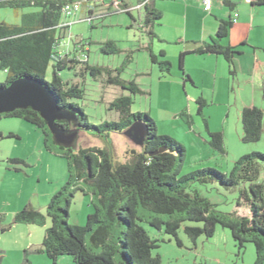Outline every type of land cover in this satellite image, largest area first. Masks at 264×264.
I'll list each match as a JSON object with an SVG mask.
<instances>
[{
	"label": "trees",
	"instance_id": "obj_1",
	"mask_svg": "<svg viewBox=\"0 0 264 264\" xmlns=\"http://www.w3.org/2000/svg\"><path fill=\"white\" fill-rule=\"evenodd\" d=\"M68 1H0V7H10L15 12L31 8L22 12L19 24L0 23V68L7 73L0 86L9 85L22 76H29L45 85L55 97L59 108L68 114V117L58 118L54 122L65 130L66 136L71 130L84 129L95 134L123 133L133 120L138 119L146 123L148 133L143 144H137V148L131 150V159L125 163H114L109 148H80L73 155L70 154L72 149L67 148L62 156L66 158L69 168L73 163L79 167L78 179L83 178L86 182V190L81 186L70 187L68 182L67 186L51 196L44 213L26 204L13 215L12 223L43 226L49 218L50 224L37 250L46 254L52 264H57L61 254L71 255L74 264H161L160 256L152 254V249L157 247L156 241L139 224L138 207L143 206L154 213L149 220L150 225L157 229L163 225L165 233L173 236L179 245L178 230L183 221L197 223L183 227L193 242L201 235L207 238L213 236L216 227L220 225L229 229L238 251L241 252L245 244L251 242L255 248L254 264H264V183L259 181L261 174H264V153L253 151L243 154L234 162L228 175L215 168H202L179 176L185 154L184 146L168 135H157L155 121L149 114L131 111L132 95L148 92L135 79L121 78L119 73L122 67L111 69L91 65L87 59L77 58L79 54L75 52L76 49L68 53L61 50L62 28L59 24L64 17L62 7ZM143 2L142 30L152 39L156 37L154 27L161 20L162 13L156 8L154 0H138V3ZM252 4L264 5V0ZM122 6L127 4L122 1ZM125 13L132 18L130 11ZM232 24L230 19L221 20L215 36L192 51L196 54L221 55L231 74L234 73V56L238 52L231 46L222 45L220 40L227 36ZM146 49L151 61L158 63L161 72L169 71L168 61H158L152 50L148 47ZM83 51L82 48L81 53ZM102 51L113 54L119 52L120 48L113 40H108ZM160 53L164 55L163 51ZM186 53L184 51L179 54L182 73ZM50 63L52 75L50 80H46V70ZM80 63L82 66L76 75L89 73L95 77L105 73L107 84L119 86L130 93L119 95L108 103L107 108L118 113L117 120L93 124L83 108L71 101L82 99L84 89L79 86V82L64 81L59 72L66 68L73 69ZM183 75V81L193 82L188 74ZM197 102L200 104V113L205 100L199 97ZM0 116L21 118L41 129L46 136L45 147L48 148L46 140L51 132L37 111L30 107L19 108ZM204 126L209 135L208 144L218 152L225 153L223 133L210 131L205 119ZM241 126L243 142L258 141L263 132L262 109L256 105L243 107ZM8 136L14 134L9 133ZM7 161L14 165V170L20 169L18 165L27 166L21 158H8ZM213 181L225 187L246 184L245 188L240 189V199L247 203L249 214L241 215L237 210L220 211L196 190L186 189L192 182L207 184ZM76 190L90 193L94 206V211L87 215L84 225H71L67 222L69 206ZM60 195H64L63 204ZM160 214L167 215V219H162ZM1 230L5 231V228ZM89 232L90 246L86 244Z\"/></svg>",
	"mask_w": 264,
	"mask_h": 264
},
{
	"label": "rangeland",
	"instance_id": "obj_2",
	"mask_svg": "<svg viewBox=\"0 0 264 264\" xmlns=\"http://www.w3.org/2000/svg\"><path fill=\"white\" fill-rule=\"evenodd\" d=\"M122 1L131 8L132 18L125 12L110 10L103 17L88 22L84 19L85 6L75 14L63 17L62 21L70 26L65 29L61 38L68 43V47L61 46V49L75 47V52L80 53L82 59L87 55V61L91 65L111 69L122 67L119 73L121 78L135 79L148 92L132 95L131 111L149 114L155 121L157 135H168L184 146L185 154L179 176L202 168H215L228 175L234 162L243 154L253 151L264 153V130L256 142H243L239 136V127L242 130V126L241 113L240 116L237 115V108L239 111L241 100L246 97L244 81L248 79L247 75L235 72V68L233 74L229 73L228 65L221 55L217 65L215 56L187 55L189 57L187 63L183 62L182 70L188 75L191 72L196 83L186 80L183 84L185 76L179 67V44L161 40L157 34L159 26L155 28L158 38L150 39L142 30L143 8H135L138 0ZM29 10L31 8L15 12L13 8L0 7V23L19 24L21 12ZM102 10L100 8L99 12ZM108 40H113L120 51L104 53L102 48ZM147 47L158 61L166 60L170 63L169 71H160L158 63L151 61ZM81 66L80 63L73 69L66 68L59 72L64 81L79 82V86L84 89L82 99L71 101L83 108L93 124L117 120L118 113L109 110L108 103L119 95L130 93L119 86L107 84L105 73L95 77L89 73L76 75ZM113 74L116 72L113 71ZM51 75L50 63L46 70V80H50ZM6 77V71L0 68V83ZM199 97L205 100L200 113V104L197 102ZM204 119L210 131L221 130L223 126L228 129L229 139L224 141L225 153L218 152L208 144L209 135ZM0 131L3 136L0 138V199L12 203L13 198L20 196L25 202L22 206L30 204L42 213L46 210L45 202H49L51 196L67 186L68 182L70 187L75 185L84 190L87 188L83 178L78 179L79 167L73 163L69 168L66 158L62 156L67 148L72 149L71 155L80 148H109L114 163L128 162L132 156L131 150L137 148V144L122 132L95 134L89 129L71 130L67 134L70 139L66 143H58L49 129L51 134L47 136L46 148L43 131L17 117L0 116ZM9 133L14 136H8ZM14 157L23 159L27 166L18 165L20 169L14 170V165L7 161ZM259 181L264 183V174H261ZM246 186L225 187L217 181L207 184L192 182L186 189L196 190L220 211L237 210L241 215H248L247 203L240 199V189ZM60 197L63 204L64 195ZM93 211L91 194L76 190L69 206L67 222L71 225H84L87 215ZM138 215L139 224L156 241L157 247L152 249V254L160 256L161 264H254V245L247 242L245 248L238 251L229 229L220 225L216 227L213 236L207 238L201 235L193 242L185 234L183 227L197 223L183 221L178 230L181 242L179 245L173 236L165 233L163 225L160 229L150 225L149 220L154 215L152 211L139 206ZM159 216L167 219L165 214ZM46 220L43 226H29L33 227L32 233L25 229L7 233L0 231V250L2 254L8 252L7 258L0 260V264H52L46 254L36 250L41 247L45 229L50 224L49 218ZM21 227L26 226L23 224ZM89 234L90 232L86 235L88 246ZM23 244H27L28 249H23ZM57 264H74V261L71 255L61 254L57 258Z\"/></svg>",
	"mask_w": 264,
	"mask_h": 264
},
{
	"label": "crops",
	"instance_id": "obj_3",
	"mask_svg": "<svg viewBox=\"0 0 264 264\" xmlns=\"http://www.w3.org/2000/svg\"><path fill=\"white\" fill-rule=\"evenodd\" d=\"M154 4L162 13L161 20L154 27V32L156 26H159L157 34L161 40L179 44V54L187 52L183 61L185 63L189 57H186L187 55H204L192 51L209 42L215 36L221 20L230 19L232 21L233 24L227 36L222 38L220 43L224 46H231L238 52L234 56L235 72H241L248 77L244 81L246 82L244 85L246 97L241 100L242 104L239 106V111L237 108V115L240 116L241 110L245 106L260 107L263 111L264 130V5L248 4L242 0H213L210 11L206 12L198 0H154ZM207 55L215 56L216 65L218 64L220 55L211 53H207ZM183 73H185L184 69ZM189 74L192 75L191 72ZM191 75L189 76L193 81L192 84H195L196 80L193 76L194 81ZM215 131L222 132L224 141H228L229 132L225 126L221 130ZM239 136H242L240 127ZM24 203L20 196L13 198L12 203L0 199V215L2 216L0 231H2L1 228H5V231H2L4 233L25 229L32 233L31 228L33 227L29 226L34 224H24L26 227L23 228L21 227L23 224L12 223L13 215L23 207ZM47 203L45 202V207ZM26 245L23 244V249H28ZM7 255L8 252L5 251L0 260L4 261Z\"/></svg>",
	"mask_w": 264,
	"mask_h": 264
},
{
	"label": "water",
	"instance_id": "obj_4",
	"mask_svg": "<svg viewBox=\"0 0 264 264\" xmlns=\"http://www.w3.org/2000/svg\"><path fill=\"white\" fill-rule=\"evenodd\" d=\"M27 107L40 114L58 143L69 141L70 138L65 135V130L54 124L56 119L68 117V114L59 108L55 97L45 85L29 76H22L9 85L0 86V114ZM123 133L135 144L142 145L148 127L140 119L133 120Z\"/></svg>",
	"mask_w": 264,
	"mask_h": 264
},
{
	"label": "built area",
	"instance_id": "obj_5",
	"mask_svg": "<svg viewBox=\"0 0 264 264\" xmlns=\"http://www.w3.org/2000/svg\"><path fill=\"white\" fill-rule=\"evenodd\" d=\"M181 1H186V0H181ZM200 5L202 6V9L206 12H209L212 6V1L213 0H198ZM245 3L252 4L256 2L257 0H242ZM144 2L143 3H138L137 6L135 7L137 10L143 8ZM85 6V20L88 22H92L94 18L97 17H103L105 14H108L110 10H119L121 12H127L130 11L131 8L128 6H122V0H70L66 2L63 7H62V13L64 17L71 16L81 10V8ZM103 8L101 12H99V9ZM235 21V19H232ZM70 26L69 23L66 21H61L59 24V27L62 28V37L64 36L65 29ZM67 46L68 43H65L60 39V47L61 46ZM64 48V47H63ZM76 49L75 47L72 49H61L64 51V53L72 52V50ZM80 54V53H78ZM77 54V55H78ZM78 59L83 60L81 56H77ZM87 59V56L84 58Z\"/></svg>",
	"mask_w": 264,
	"mask_h": 264
}]
</instances>
